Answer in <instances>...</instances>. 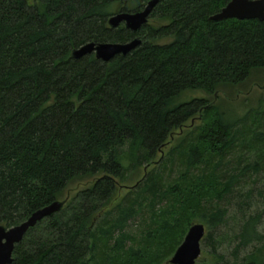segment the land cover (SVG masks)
Wrapping results in <instances>:
<instances>
[{"label":"trees","instance_id":"trees-1","mask_svg":"<svg viewBox=\"0 0 264 264\" xmlns=\"http://www.w3.org/2000/svg\"><path fill=\"white\" fill-rule=\"evenodd\" d=\"M148 1L0 0V225L65 201L16 244L11 264H95L103 213L112 210L113 219L101 231L118 233L122 246L144 201L146 243L132 249L130 263L161 264L193 219H208L210 228L223 220L219 199L238 177L227 165L240 146H251L239 126L264 149V110L247 127L246 117L232 119L219 104L264 70V20H212L230 0H160L138 31L109 25L114 13ZM135 37L143 43L109 62L72 56L89 42ZM195 121V137L169 151L183 156L174 180L166 183L155 169L133 199L118 201L129 169L162 163L157 155ZM257 237L253 218L245 220L241 245Z\"/></svg>","mask_w":264,"mask_h":264},{"label":"rangeland","instance_id":"rangeland-1","mask_svg":"<svg viewBox=\"0 0 264 264\" xmlns=\"http://www.w3.org/2000/svg\"><path fill=\"white\" fill-rule=\"evenodd\" d=\"M263 71L254 72L240 92L237 93L229 89L231 91H228L229 96H226V100H219V104L230 118L246 117L248 122L245 126L247 127L252 124L255 112L264 110ZM187 94H190V96L212 97L203 91H189ZM185 99L186 96H181L176 102ZM200 123V121L189 122L188 128L183 129L178 137H174V141L165 148V151L157 155V160L161 156L163 159L165 158L162 163H153L149 166L143 163L135 170L129 169L126 177L119 180L117 200H124L125 197L133 199L137 194L138 186L136 185L138 182L155 169H157V172L162 173L166 183L173 181L174 176L182 168L180 158L183 156L178 152L172 156L169 151L179 143H188L192 137L194 138L195 129ZM261 123L264 124L262 121ZM239 127H242L241 132L246 137V142L251 146H240L236 153L232 155L231 163L227 165L228 169L233 166L234 171L232 172H235L238 177L232 183L233 186L230 187L229 191H226L219 199V206L225 209L223 220L211 228L207 224L208 219L204 217H196L192 220V223H202L206 228L205 235L201 240V254L195 264H247L253 258H255L256 264H264V149L257 148L256 145L250 142L251 132L249 128L242 125ZM125 164L131 166V160L127 159ZM84 185L81 184L75 188ZM147 203L144 201V210L128 220L124 230L128 235L126 237L128 239H124L122 246L120 244L116 246L118 233L111 236L101 231L106 220L113 219L112 210L110 215H106V211L103 213L96 230L95 264H131L130 253L132 249L144 251L146 239H144L143 234L150 223L147 226L145 225V222L148 221ZM252 218L253 222L256 223L258 237L250 244L241 245L240 233L243 223L245 220ZM104 229L106 228L104 227ZM173 254L161 264L169 262ZM132 261L134 264H141L137 262L136 258Z\"/></svg>","mask_w":264,"mask_h":264},{"label":"water","instance_id":"water-1","mask_svg":"<svg viewBox=\"0 0 264 264\" xmlns=\"http://www.w3.org/2000/svg\"><path fill=\"white\" fill-rule=\"evenodd\" d=\"M160 0H149L143 9L135 12L118 11L109 17L108 23L112 28L121 24L132 31H138L149 21L150 14ZM212 20L258 19L264 20V0H230L219 12L211 15ZM143 43L139 37L128 42H89L72 51L74 58L88 54L104 61H111L116 55L131 52ZM65 201L56 200L32 213L25 221L6 227L0 225V264H11L14 261L13 252L16 244L21 242L27 232L34 228L44 218L59 212ZM205 225L194 223L188 229L184 240L178 246L169 260L172 264H195L201 254V240L205 235Z\"/></svg>","mask_w":264,"mask_h":264}]
</instances>
